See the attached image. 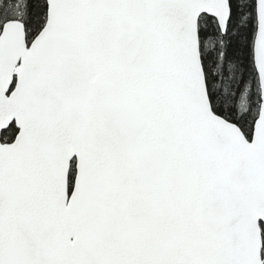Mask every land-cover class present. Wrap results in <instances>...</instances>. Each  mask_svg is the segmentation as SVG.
Instances as JSON below:
<instances>
[{
	"label": "snow or ice",
	"instance_id": "obj_1",
	"mask_svg": "<svg viewBox=\"0 0 264 264\" xmlns=\"http://www.w3.org/2000/svg\"><path fill=\"white\" fill-rule=\"evenodd\" d=\"M0 264H264V0H0Z\"/></svg>",
	"mask_w": 264,
	"mask_h": 264
}]
</instances>
